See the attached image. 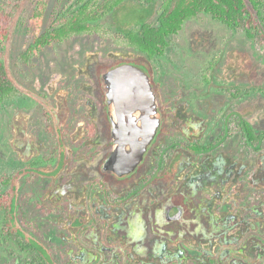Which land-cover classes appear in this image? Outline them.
<instances>
[{
    "label": "flooded vegetation",
    "instance_id": "af4514ba",
    "mask_svg": "<svg viewBox=\"0 0 264 264\" xmlns=\"http://www.w3.org/2000/svg\"><path fill=\"white\" fill-rule=\"evenodd\" d=\"M88 1L74 0L68 7ZM42 2L47 0H36L37 10ZM223 25L230 37L210 38V46L218 50L197 64L198 79L189 76L190 68L168 71L167 76L162 69L171 38L183 28L169 35L164 52L154 56L124 43L119 33L121 45L137 58L110 62L111 54H104L110 55L104 61L89 53L80 71L74 65V77L66 83L56 77L51 88L27 92L36 110L14 103L26 91L10 70L20 90L6 100L17 109L10 119L8 156L9 165L17 161L20 169L7 178L0 175V185L5 186L1 193L12 194L13 226L40 249L48 264L52 248L39 231L41 220L35 224L20 212L22 188L42 179L46 184L36 190L35 198L45 212L54 206L66 208L55 210V219L50 215L55 237L73 242L80 251V259L67 264H264V141L259 148L249 144L240 127L245 122L255 134L264 133L253 120L257 105L248 103L249 98L264 96L259 73L264 50L244 32L254 51L230 49L238 30ZM207 46L204 51H209ZM121 64L148 73L159 113L142 160L124 175L104 169L114 141L102 74ZM23 253L27 264L29 254Z\"/></svg>",
    "mask_w": 264,
    "mask_h": 264
},
{
    "label": "rangeland",
    "instance_id": "374dc122",
    "mask_svg": "<svg viewBox=\"0 0 264 264\" xmlns=\"http://www.w3.org/2000/svg\"><path fill=\"white\" fill-rule=\"evenodd\" d=\"M73 1L74 0H47V2H45V8L41 12L42 15L40 19H38L36 0H0V6L8 7L11 5L16 7L9 39L6 44L0 45V56L7 58L9 69L19 85L26 91L22 98L17 97L14 100V103L17 104L24 103L26 110L30 108L36 110V107H38L28 98L31 95H28L27 92L37 94L43 91L45 86H50L51 88L52 86L50 84H52L56 77H58V83H60V81L61 83H66V80H68L66 78H69L70 75L74 77L77 66V71H80V67L88 61L89 53H92L93 56H100L101 60L104 61L110 59V55L105 57L104 54H111L113 59L110 60V62H113L115 59L120 60L129 56H132V58L138 57L136 54H133L132 50L125 49L124 45H121L119 32L114 29L117 26V21L122 24L121 27L123 28H132L138 24L136 16L131 15L130 11L127 10L130 9V7L120 9L119 12L113 16L111 14L104 16L102 20L98 22L101 28L96 32L79 35L74 34L63 41H54L51 45L44 46L37 52H29L24 55L23 52L30 46L34 37L37 34L52 29L55 19L66 15L69 10L68 6ZM137 6L133 7L140 10L143 9ZM150 13L151 16L148 20L156 24L159 15L157 7L151 8ZM37 20L39 21L37 22ZM233 35L234 37L228 45L230 49L249 52L254 51L253 47V50L251 49L252 44L245 38L243 31H235ZM214 36L218 39L228 40L230 32L223 24L216 23L209 15L201 14L196 19L188 21L183 30L178 35L171 38V45L167 55L161 60L165 75H168V71H177V68L180 71H185L190 68L191 71L189 72V76L191 78L198 79L201 77L197 64L206 61L218 50L217 47L212 48V46H210V38ZM206 44L210 46L208 48L209 51H204V46H206ZM189 57H191V61ZM94 60L96 59L94 58ZM240 60L242 61L241 57ZM130 61L135 64H140L135 60ZM183 65H185L186 69H184ZM259 73L264 80V66ZM63 76H65V78H62ZM249 101L250 102H247L257 105V118H259V120L254 118L256 112L253 116V120L255 119L257 122L258 128H263L264 96H255L249 98ZM13 110L17 113V109L11 101H5L0 105V175L4 176V178H7L10 171L14 169L19 171L20 169L18 168L20 165L17 161L14 163L15 166L9 165L10 159L8 153L10 152L9 144L11 143L10 119ZM15 156L17 157L16 160L20 158V155L15 154ZM44 180L45 179L39 181L34 180L33 184L29 187L26 186V188H22L23 190L20 196V205L22 209L20 212L22 217L24 212L26 218L35 221V224H38L41 220L39 231L50 240L48 243H50L52 248L49 251L51 257L50 264H67L68 260L80 259V251L71 241H67L66 244L60 242L57 237H55L56 234L53 230V228L56 227L55 223L49 221L50 215L54 216L55 219V215L58 213L57 211L65 210L66 208L62 209L58 206H54L52 209L57 211L45 212L46 208H43V206L37 202L35 198V194H37L36 190L39 191L40 186H45L46 182ZM3 190H5V186L0 185V193ZM2 217L3 214L0 212V220ZM64 233L63 231L62 234L66 236V238H71V236H68V233ZM25 258V253H23L10 238L4 234L0 235V264H25Z\"/></svg>",
    "mask_w": 264,
    "mask_h": 264
},
{
    "label": "trees",
    "instance_id": "16d2710c",
    "mask_svg": "<svg viewBox=\"0 0 264 264\" xmlns=\"http://www.w3.org/2000/svg\"><path fill=\"white\" fill-rule=\"evenodd\" d=\"M82 1V0H81ZM37 10L38 19L42 15L45 3ZM146 6L136 9L133 6ZM127 9L135 15L137 25L132 28L121 27L117 21L118 31L124 36V43L142 49L148 55L162 54L167 45V37L176 34L189 19L201 14L209 15L230 28L243 31L251 40L264 50V0H92L75 7H69L66 15L58 17L52 29L37 34L30 46L23 52H37L54 39H61L69 34L96 32L101 28L98 21L106 14L112 16L120 9ZM157 7L159 12L156 26L149 22L151 8ZM16 7L0 6V45L6 44L15 16ZM20 90L13 79L7 58L0 56V105ZM248 143L260 147L264 141V133L255 134L248 123H240ZM7 191L0 194L1 233L13 237L23 252H27V264H48L46 257L32 242L12 224L14 200Z\"/></svg>",
    "mask_w": 264,
    "mask_h": 264
},
{
    "label": "water",
    "instance_id": "95a60500",
    "mask_svg": "<svg viewBox=\"0 0 264 264\" xmlns=\"http://www.w3.org/2000/svg\"><path fill=\"white\" fill-rule=\"evenodd\" d=\"M102 80L114 141L104 169L124 175L139 164L156 133V96L148 73L137 65H118L104 72Z\"/></svg>",
    "mask_w": 264,
    "mask_h": 264
}]
</instances>
